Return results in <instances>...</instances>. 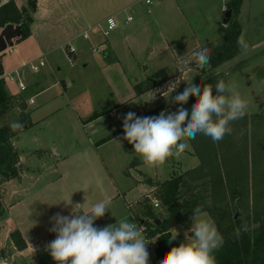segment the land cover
I'll list each match as a JSON object with an SVG mask.
<instances>
[{
    "label": "rangeland",
    "instance_id": "1",
    "mask_svg": "<svg viewBox=\"0 0 264 264\" xmlns=\"http://www.w3.org/2000/svg\"><path fill=\"white\" fill-rule=\"evenodd\" d=\"M16 1L26 5V0ZM226 1L151 0V3L146 5L144 0H52L50 4H46L51 14L50 22L77 25L76 31L90 27V30L86 31V39L83 40L81 36L76 40H69V45L80 49V54L69 62L62 46L57 47V43H52L46 47L52 50L46 57L49 66L33 71L28 66H23L27 63L26 60L23 63L17 62L20 66L19 81L24 86L35 75L41 76L43 70L46 73V81L41 79V85L52 84L56 79L63 80V83L60 82L47 92L34 97L35 102L44 98H68L74 102L83 119L92 120L86 126V131L90 132L89 128L94 127L93 140L99 145L98 153L104 164L119 187H130L125 194V201L135 200L127 208L128 218L131 213L138 211V203L143 196L146 195L150 200L153 198L154 190L149 182H162L168 179L172 172L195 166L197 159L191 155L189 147L181 152L176 151L160 166H146L139 155L134 153L133 146L123 139V117L130 111L135 112L137 116L159 115L162 111L172 112L169 108L161 109L162 105L170 100L171 89L167 90V85L177 79L193 78L197 74V65L192 53L206 40H220L219 25L225 26L221 18ZM113 13L117 24L103 36L101 31L105 26L104 19ZM127 15L132 19L125 22ZM230 20L239 24L237 40L243 36L248 48L244 50L237 43V52L219 64L214 71L225 76L226 82L231 81L237 85V90L249 102L247 115L255 112L264 114V0H242L239 11L231 13ZM19 43V54L30 52V40ZM96 46H99L100 51L92 52L91 48ZM8 50L12 53L11 48ZM104 53H107L108 59L104 58ZM3 57V61H11L7 52ZM186 63H191L190 67L181 71V65ZM160 68H163L165 73L154 77L153 73ZM4 83L15 96L25 94L18 88L16 81H9L5 77ZM61 84L66 88L64 92L59 89ZM185 87L186 84L181 81L171 96L174 97ZM136 89L144 91L138 93ZM155 89H160L162 93L147 102L150 90ZM8 115L10 119L12 114ZM11 123L6 126L10 127ZM33 133L38 136V131L34 128L23 133L20 139L34 137ZM40 140L43 142L47 138H39L38 142ZM14 167L20 165L15 164ZM75 172L80 186L90 187V181L87 180L90 173L93 174V191H102L106 186L100 171L95 174L94 165L84 163ZM145 177L148 179L145 180ZM4 180L0 176V197ZM118 203H121V199ZM153 208L157 210L159 206ZM125 211L121 205L119 210L112 212L111 218L103 219L100 227L115 224L116 220L122 219ZM191 223L190 216L188 220L174 224L172 227H176L180 235L171 242L169 237L166 246H178L184 239V231L191 227ZM147 239L150 243L149 264H159L160 259H157L153 252L156 238L154 236ZM44 253L49 254L48 251H40L39 262L36 259L32 262L24 260L23 263L55 264L51 256H44ZM18 260L16 264H22Z\"/></svg>",
    "mask_w": 264,
    "mask_h": 264
},
{
    "label": "trees",
    "instance_id": "2",
    "mask_svg": "<svg viewBox=\"0 0 264 264\" xmlns=\"http://www.w3.org/2000/svg\"><path fill=\"white\" fill-rule=\"evenodd\" d=\"M241 2L227 0L224 9L237 13ZM35 9L36 0H26V5L20 9L13 0H6L0 4V28L6 24L21 23L22 30L16 40L26 38L31 13ZM219 26L220 40L206 41L202 45L211 49V58L203 66L195 62L198 70L193 77L195 84L215 85L218 80H225V76L214 69L237 52L239 24L229 20L224 27ZM164 73V69L160 68L153 75L161 76ZM136 90L138 93L144 91ZM193 103L195 97H190L185 107L190 110ZM11 104L12 97L0 78V114ZM17 106V122L23 124L24 129L30 125L28 112L22 101ZM178 107L169 100L161 109L169 108L175 112ZM231 128V134L225 135L218 143L203 133L188 140L191 155L197 159L196 165L184 171L172 172L162 182H149L154 190L153 198L150 200L146 195L143 196L138 203V211L131 213L129 220L142 224L147 238L155 236L153 252L157 259H161L171 249L166 246L170 236L169 228L188 220L193 209L200 205L215 220L224 238L222 247L214 253L216 264H264V114H246L232 122ZM19 131H13L6 125L0 126V141L4 142L0 147V162L10 158L7 171L0 173L5 180L16 177L20 170V167H14L17 155L9 140ZM152 201L158 203L157 210L152 207ZM3 213L0 200V219ZM245 223L247 231L242 228ZM237 229H240L239 237L235 235ZM9 237L17 248L24 246L16 230L11 231Z\"/></svg>",
    "mask_w": 264,
    "mask_h": 264
},
{
    "label": "crops",
    "instance_id": "3",
    "mask_svg": "<svg viewBox=\"0 0 264 264\" xmlns=\"http://www.w3.org/2000/svg\"><path fill=\"white\" fill-rule=\"evenodd\" d=\"M5 1L0 0V4ZM51 1L36 0V9L31 13L28 36L21 40L13 39L12 46L6 47L0 53L2 68L0 78L3 80L5 90L12 97L10 107L0 114V124L8 125L11 122H16L19 112L17 103L20 101L24 103L30 121L28 127L9 139L17 155L16 164L20 165V170L16 177L2 182L0 197L4 208L3 216L0 219V262L2 264H16L18 259L22 264H26L23 263L24 260L32 262L37 259L39 262L40 251H47L46 245L55 239V233L48 230L51 227L50 217L55 213L70 215L72 206L75 204L84 203L80 208L74 209V211L80 212L87 210L99 200H109L111 201L110 212L95 221L96 226L100 227L103 219L111 218L112 212L119 210L121 205L126 210L122 214V219L126 218L129 220L127 208L135 202V200L133 202L125 201V194L130 187H119L104 164L102 157L98 153L99 145L93 140L94 134L92 131L94 127L89 128L90 132L86 131V126L92 120L83 119L78 113L74 102L68 98H44L39 102H35L34 97L47 92L52 87L60 84V82L63 83V80L56 79L52 84L43 86L40 84L41 79L46 81V73L43 70L41 76L35 75L32 77V80L25 85L26 88L21 90L25 93L24 95L19 94L16 96L9 92L4 83L5 77H8L7 74L12 73L13 70L18 72L20 68L17 65L18 61L23 63L24 60L28 62L41 58L44 60L43 66H49L46 57L52 50L46 47L52 43H57V47L62 46L71 61L77 54H80V49L78 48H75L73 53L67 51L69 40H76L77 37L81 36L83 40L86 39L88 37L86 31L90 30V27L87 30L76 31L77 25H62L50 22L51 14L46 4H50ZM13 2L19 9L24 6L16 0H13ZM224 6L225 4L223 5V10ZM114 13L107 16L114 15ZM27 39L31 42L30 52L26 53L25 51L21 55L18 53L20 49L17 46L20 44L19 42ZM107 45L110 49L109 43ZM9 48H11L12 53L9 52ZM6 52L8 59L11 61L2 60ZM106 57L107 53H104V58L108 59ZM12 76L13 78L8 80L16 81L18 86V83H21L19 81V72L18 75L13 74ZM59 89L64 92L66 88L64 84H61ZM10 113L12 117L9 119L8 114ZM34 128L38 131V136L33 133L34 137L20 139L23 133ZM45 137L47 138L46 142L44 140L43 142L41 140L38 142L39 138L43 139ZM28 139L30 140L27 144ZM84 163L94 165L95 174L100 171L102 179L106 183L102 191L97 189L93 191L91 188L93 183L92 173L88 174L87 177V180L89 179L90 181V187L87 188L86 185L80 186L75 170L78 171ZM95 186L97 187L96 181ZM85 187L86 189L84 190ZM119 199H121V203H118ZM70 202H72L71 205H65ZM14 230L18 232L21 242L24 243L21 248H17L9 237V233ZM45 255L50 257V254L44 253Z\"/></svg>",
    "mask_w": 264,
    "mask_h": 264
},
{
    "label": "clouds",
    "instance_id": "4",
    "mask_svg": "<svg viewBox=\"0 0 264 264\" xmlns=\"http://www.w3.org/2000/svg\"><path fill=\"white\" fill-rule=\"evenodd\" d=\"M237 43L247 50L248 44L243 36ZM192 56L201 66L206 65L211 58V49L201 46ZM190 64H182L181 71ZM193 79H177L167 85V90L171 89V103L179 105L175 112L137 116L130 111L124 115L123 139L133 146L134 153L146 166L164 164L176 151L188 149V140L195 139L199 133L210 137L213 142H220L225 135L231 134L232 122L246 115L249 102L242 97L234 82L220 79L215 85H202L195 84ZM181 81L186 87L172 97ZM160 93V89L150 90L147 102L156 99ZM190 97H195V103L189 110L185 105ZM23 127L15 121L10 124L13 131ZM83 204L73 205L70 215L58 212L50 217L48 230L55 233V239L46 245V250L55 264H149L150 243L137 223L124 218L116 220L115 224L96 226L95 221L110 212L111 201L99 200L87 210L74 211ZM191 221V227L184 231L183 241L171 247L159 264H216L214 253L222 247L224 238L215 220L197 205ZM242 228L247 231V224ZM169 233L170 242L180 235L176 227H170ZM235 235L239 237L240 229Z\"/></svg>",
    "mask_w": 264,
    "mask_h": 264
},
{
    "label": "built area",
    "instance_id": "5",
    "mask_svg": "<svg viewBox=\"0 0 264 264\" xmlns=\"http://www.w3.org/2000/svg\"><path fill=\"white\" fill-rule=\"evenodd\" d=\"M144 3H145L146 5H148V4L151 3V0H144ZM147 11H149V10L147 9ZM131 19H132L131 16H130V15H127V16L125 17L124 21L127 22V21H130ZM104 23H105V26H104V28H103L102 31H101V33H102L103 36H105L109 30L113 29V28L116 26L117 21H116L114 15H110V16H107V17L104 19ZM67 51H68L69 53H73V52L75 51V49H74L72 46H69V45H68V46H67ZM91 51H92V52H99V51H100L99 46L92 47V48H91ZM69 62H71V58H69ZM43 65H44V60L40 58V59H38V60H36V61H28V62L25 63L23 66H28L29 69L35 71V70H37L40 66H43ZM13 74L18 75L17 70H13L12 73L7 74V76H8L7 78H8L9 80H11V79L13 78V76H12ZM18 86H19V89H20V90H24V89H25V86H24L22 83H18ZM30 101H31V100H30ZM152 205H153V207H157V206H158V203H157L156 201H152ZM130 221H131V222H135V221H132V220H130ZM135 223H137V222H135ZM137 224H138V223H137ZM138 225L140 226L143 235L146 237V232H145V230H144V226H143L142 224H138ZM0 256H1V252H0ZM0 264H2V263L0 262Z\"/></svg>",
    "mask_w": 264,
    "mask_h": 264
},
{
    "label": "water",
    "instance_id": "6",
    "mask_svg": "<svg viewBox=\"0 0 264 264\" xmlns=\"http://www.w3.org/2000/svg\"><path fill=\"white\" fill-rule=\"evenodd\" d=\"M231 17V11L225 9L222 14L221 22L223 25H226ZM22 30L21 23L19 24H6L0 28V53L8 46H12L13 39L17 38ZM154 83V82H153ZM4 145V142L0 141V147ZM10 158L7 157L3 162H0V173H5L9 165ZM147 179V177H145ZM237 216V213L234 214V217ZM155 222L158 223V220L155 219Z\"/></svg>",
    "mask_w": 264,
    "mask_h": 264
}]
</instances>
